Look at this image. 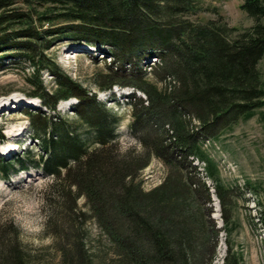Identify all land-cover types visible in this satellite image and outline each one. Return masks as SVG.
<instances>
[{"label":"trees","instance_id":"1","mask_svg":"<svg viewBox=\"0 0 264 264\" xmlns=\"http://www.w3.org/2000/svg\"><path fill=\"white\" fill-rule=\"evenodd\" d=\"M203 1L0 0L1 67L6 62L25 63L30 72L25 77L27 96L38 99L48 111H55L60 100L75 98L73 114L93 131L99 146L87 152L75 143L67 146L65 138L57 143L53 137L45 139L51 119L41 110L26 111L42 152L49 151V160L43 156L28 160L42 164L61 184L62 202L54 205L51 216L83 221L76 200L85 198L91 216L111 238L117 264H203L196 232L185 215L189 195L199 189L208 200L210 195V187L192 164L194 159L204 164L207 179L215 182L223 230L231 232L225 203L231 190L217 183V165L201 142L218 139L264 105L258 69L264 56V0L242 2L240 9L254 20L243 30L228 27L215 7L211 11L220 17L216 20L190 19L201 12ZM61 41L89 45L110 59L94 81L98 90L118 85L145 95V100L129 97L133 101L130 132L140 134V155L114 153L115 119L48 54ZM150 57L158 59L150 69L156 83L140 68V62ZM44 71L52 88L42 83ZM3 138L0 128V141ZM153 156L170 172L159 186L144 192L137 179ZM25 166L21 157L0 158V177ZM227 244L222 264H240L241 255L232 254L228 240ZM71 247L75 256L69 264H93L77 243ZM0 264H31L20 243L6 239L1 231Z\"/></svg>","mask_w":264,"mask_h":264},{"label":"rangeland","instance_id":"2","mask_svg":"<svg viewBox=\"0 0 264 264\" xmlns=\"http://www.w3.org/2000/svg\"><path fill=\"white\" fill-rule=\"evenodd\" d=\"M243 1L204 0L201 12L190 19L201 23L222 17L230 28H249L254 20L240 9ZM211 7L217 9L220 17L211 11ZM90 47L87 50L79 44L61 41L48 54L68 77L95 95L109 118L115 119L114 153L140 155L143 149L137 138L140 134L133 136L130 132V103L133 101L124 95L123 87L113 86L114 89L102 91L94 86L96 77L105 72L110 59H104L101 52ZM95 54L99 57H95ZM2 63L0 127L4 139L0 142V156L2 153L7 157L16 154L26 161V166L11 173L7 179L0 177L1 233L6 239H15L20 243L31 264H69V258L75 256L71 245L76 243L93 264H117V253L111 238L91 216L85 198L76 200L77 209L84 214L83 221H65L57 215L51 216L54 205L62 202L59 195L61 184L45 172L42 164L31 165L30 161H36L39 156L49 160V151L42 152L41 139H35L32 121L24 111L26 104L39 108L40 102L27 96L30 91L25 83V77L30 73L27 65L23 62L16 65L6 62L3 68ZM154 64H158V61L150 57L140 62V68L148 80L156 83L150 70ZM258 69L264 84V56L259 61ZM41 77L43 85L52 88L51 77L45 71ZM157 84L162 86L159 82ZM135 97H141V93L135 94ZM17 103L20 105L17 109L6 111L3 108L4 105L13 107ZM73 107L69 100H62L55 111L45 112L51 119V126L42 137H53L56 143L60 138H65L67 146L75 143L90 152L99 147L94 141L95 135L75 118ZM201 147L217 165V183L231 190L225 196L231 219V232L228 235L223 230L221 206L212 189L215 182L207 179L204 164L193 160L199 178L211 188L209 200L206 193L199 189L185 201V215L196 232L200 257L205 258L203 264H222L229 251L227 240L232 254L241 255L240 264H264V105L251 118L237 121L218 139H203ZM70 163L73 164L72 160ZM188 171L189 174L192 172ZM169 172V168L153 156L139 173L137 181L141 189L148 192L159 186ZM57 231H62V235H56Z\"/></svg>","mask_w":264,"mask_h":264},{"label":"bare ground","instance_id":"3","mask_svg":"<svg viewBox=\"0 0 264 264\" xmlns=\"http://www.w3.org/2000/svg\"><path fill=\"white\" fill-rule=\"evenodd\" d=\"M153 58V57H152ZM156 59V61H158V59L157 58H155ZM67 101V100H66ZM16 105H14L13 107H15ZM10 109L12 110L13 108L12 107H10ZM216 218H217V216H215ZM214 217V218H215Z\"/></svg>","mask_w":264,"mask_h":264}]
</instances>
